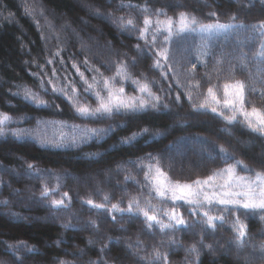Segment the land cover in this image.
<instances>
[{
  "label": "trees",
  "instance_id": "1",
  "mask_svg": "<svg viewBox=\"0 0 264 264\" xmlns=\"http://www.w3.org/2000/svg\"><path fill=\"white\" fill-rule=\"evenodd\" d=\"M85 5L94 11L88 12ZM26 6L35 9V17L25 12ZM157 10L161 15H156ZM181 12L201 23L245 27L211 34L174 33L164 45L167 33H158L155 21L172 17L178 28ZM213 12L217 15L211 16ZM146 16L153 23L145 39H140ZM121 17L132 19L134 28L121 29ZM261 24L264 0H0V113L11 118L0 135V264H59L62 260L67 264H153L154 251L166 254L168 264H264L259 247L264 244L261 214L224 212L223 224L219 221L214 229L206 228L202 216L191 214L192 205L182 200L174 204L170 194H156L151 179L154 168L145 178L148 166L158 165L172 183L206 179L234 162L225 160L221 146L252 173L264 171V136L252 133L243 116L237 114L229 125L222 115L211 112L217 105L210 97L207 110L192 108L212 87L221 101L218 112L231 115L222 107L224 85L239 80L246 86L245 110L264 111ZM162 45L169 49L171 59L161 60L162 67H156L155 52ZM241 54L245 59L241 60ZM120 63L127 65L131 78L118 79L116 86H123L131 97L142 95L133 80L147 83L160 97L156 108L102 119L81 117L62 93L52 91L55 85L71 95L75 86L80 102L95 107V96L84 92L86 85L73 64L92 82L93 76L97 80L101 74L112 77ZM25 88L37 93L46 106L26 100ZM86 128L111 130L81 140ZM143 129L148 131L132 143H122ZM194 139L206 141L207 155L199 164L195 143L188 146L185 156L184 151L176 153L179 141ZM252 173L237 168L238 175ZM45 187L50 194L42 198ZM64 193L68 194L67 207L52 208L51 202L62 199ZM133 198L176 207L188 226L162 232L156 226L148 228L141 215L109 213L86 203L91 199L106 208L112 204L123 208ZM235 216L246 226L242 250L228 244L235 235ZM173 239L177 243L171 245ZM201 239L212 248L200 244ZM193 244L200 250L198 258L188 252ZM247 255L251 258L246 260Z\"/></svg>",
  "mask_w": 264,
  "mask_h": 264
},
{
  "label": "snow or ice",
  "instance_id": "2",
  "mask_svg": "<svg viewBox=\"0 0 264 264\" xmlns=\"http://www.w3.org/2000/svg\"><path fill=\"white\" fill-rule=\"evenodd\" d=\"M25 12L33 17H35V9L26 6ZM156 15H161V12L157 10ZM211 16L217 15V13H210ZM144 28L140 29V39H145V35L148 32L149 26L153 21L147 16L144 18ZM156 31L160 34L167 33L163 44H169L172 41L174 33L176 35H183L187 32H200L204 34H211L213 32H227L229 29L233 28H244L245 25H233V24H223V23H201L195 16H189L185 12L179 13V27H174V20L172 17H167L165 20L157 19ZM119 27L121 29L134 28V21L132 19L124 20L123 17L119 18ZM254 28L257 26H253ZM258 27L264 28V24L259 25ZM261 35H264V32H261ZM152 46H156V37H153ZM139 45L137 48L139 49ZM264 52V48L261 49ZM59 53H57L58 55ZM155 55L159 58L155 61L156 67H162L161 60L165 62H170V52L169 49L163 45L159 50L155 52ZM245 59L244 55L241 54V60ZM48 63H52L51 60ZM87 63V61H85ZM134 63V62H133ZM219 63V61H218ZM73 67L76 68L77 73L80 75L81 80L84 82L86 87L84 88L85 93H92L96 99V106L91 107L86 103H81L79 99V93L75 86L71 87V95L68 94L65 88L57 89L53 85V92L62 93L72 104V107L75 110V113L81 117H93L97 119H102L105 117L112 116L113 114L119 113H135L138 111H144L147 108H156L159 104L160 97L155 95L147 83H141L138 80H133V83L137 85V91L141 93V96H127L125 93V88L123 86L117 87V80L127 81L130 79V73L127 71V65L120 63L117 65L116 72L112 77H104L101 74L102 79L97 80L95 76L92 77V82H89L84 74L79 71V68L75 64ZM196 67V64H193V69ZM169 71H173L171 67L168 68ZM98 72L99 69H96ZM53 75H55V70H53ZM52 83V81H49ZM43 87V84H41ZM195 87H199L197 83ZM232 90L231 92L229 90ZM245 91L246 86L244 82L237 80L233 84L224 85V95L225 99L223 100L222 107L227 108L232 114L224 115L222 111L218 112V107L221 106V101L217 99L216 94L213 92V88L209 87L207 90V97L199 104H192V108L195 111L207 110L209 107L208 97L211 98V102L217 106L211 107V112L214 114L222 115L223 119L229 124H233L237 120V114L243 116L244 122L247 125V128L252 132L264 136V111L253 107L250 111L245 110ZM146 94V95H144ZM231 97V98H229ZM24 98L30 102L35 103L37 106H46L47 102L41 99V97L32 92L30 89H24ZM189 100L192 99L191 93H188ZM180 97H177L179 100ZM58 107V106H57ZM167 107V105H165ZM11 118L7 114L0 113V135H3L6 130V124ZM111 129H95V128H86L84 129L83 136L81 140H84L88 137L101 136L106 134L107 131ZM147 129H143L139 133H133L130 137L126 138L122 143H132L137 136L141 135L143 132H147ZM13 135H21V133H13ZM76 143L74 138L72 141ZM220 153L223 154L225 160H233L234 162L228 164L224 169L209 175L206 179H197L191 184H181L179 182L172 183L167 181V177L164 172L161 171L160 167L149 165V172L145 173V178H149V173L155 170V176L152 177L153 188L156 194L159 197H165L170 194V199L175 204L176 201H185L189 205H194L192 215H197L196 209H204L205 205L208 206L206 210H203L200 213L205 219L203 224L206 228L215 227V222L220 221L221 224L224 222V216L221 215H211V208L213 206H220L219 211L221 213H237L243 210L245 216L249 214H261V219L264 220V171H255L253 175L241 176L237 174V168L240 167L242 170H245L249 173L253 172V169L249 168L247 164H244L243 161L235 160V158L228 154L227 150L221 146ZM152 159V157H149ZM29 169L33 168V165H28ZM125 179H129L126 177ZM50 194V191L47 187L42 191V198H46ZM68 194L64 193V197H67ZM105 200H108V197L105 196ZM7 203L6 201L4 202ZM87 205L92 208L99 210H106L109 213H124L125 211L130 215H143L145 220L148 222V228H153L156 225H159L160 230L163 232L165 229H178L181 227H187V222L179 214L175 207L169 210H163V215L167 217L168 222L165 223L159 216L156 214L157 209L154 205L148 202L149 207L152 210L150 214L148 208L141 207L139 202L133 198L129 201V206L127 209H122L118 204H112L111 208H106L105 204H95L91 199L86 201ZM51 206L54 209L66 208L65 200L58 199L51 202ZM135 209V211H134ZM113 220L115 216L113 215ZM91 224H95V221H90ZM70 227V225H65ZM232 231L235 233L233 240L228 242L229 246L235 244V247L238 250H242L246 246V226L240 220L239 216L233 222ZM91 243V241H89ZM171 245L176 244L177 242L173 239L170 240ZM203 245V239L199 242ZM206 248L211 249L212 245H203ZM27 247V245H24ZM260 251L262 253V258H264V244H261ZM30 251L32 249H29ZM103 251V249H102ZM188 252L190 254H195L197 258L199 257L200 250L193 244ZM247 260V257L245 258ZM151 260L153 264L163 261V264H168V256L165 254L161 256L159 251H154ZM59 264H67L66 261H60ZM91 264H96V262H91Z\"/></svg>",
  "mask_w": 264,
  "mask_h": 264
},
{
  "label": "rangeland",
  "instance_id": "3",
  "mask_svg": "<svg viewBox=\"0 0 264 264\" xmlns=\"http://www.w3.org/2000/svg\"><path fill=\"white\" fill-rule=\"evenodd\" d=\"M85 9L86 10H88V12H93L94 11V9L90 6V5H85ZM95 30V32L96 33H100V31H99V29L98 28H95L94 29ZM93 38V37H92ZM106 49L107 50H110L111 48H110V46L109 45H107L106 46ZM230 92L232 91L231 89L229 90ZM229 98H231V97H229ZM249 111V110H248ZM185 140H187V139H185ZM184 140V141H185ZM210 141V140H209ZM193 143H195V147H196V163H200V161H201V159H202V157L204 156V155H207V151H206V141H204V140H201V139H194V141H191V140H188L187 142H184V144L183 143H181L180 141L178 142V146H176V153H177V155H181L182 153H183V151H184V156L186 155V152H187V149H188V146L189 145H191V144H193ZM243 144H246V141L244 140L243 142H242ZM200 155H202L201 157H200ZM189 165H187V167H188ZM254 173H252V174H250V175H253ZM241 176H249V175H241ZM107 177V174H105V178ZM188 184H190V183H188ZM63 196V199L64 200H66L67 199V197H64V195H62ZM139 204H140V206L141 207H146V208H148V210H149V212H150V214H152V210H151V208L149 207V204H148V202H139ZM151 205H154L155 206V208L157 209V212H156V214L159 216V218L160 219H162L165 223H167L168 222V219H167V217L166 216H164L163 215V210H169V211H171V209L173 208V207H164V206H161V205H156V204H152V203H150ZM128 206H129V202L125 205V207H123L122 209H127L128 208ZM195 206L194 205H192L190 208H189V210L191 211V213H192V211H193V208H194ZM109 208H111V206L109 207ZM121 208V207H120ZM176 208V207H175ZM208 208V206L207 205H205V207H204V209H199V208H197L196 209V211H197V215H193L194 217H196V216H198V214L200 215V216H202L200 213H202V211L203 210H206ZM176 210L179 212V214L183 217V215H182V212L179 210V209H177L176 208ZM134 211H135V209H134ZM126 212V211H125ZM210 214L211 215H214V216H216V215H221L222 213L218 210V208L217 207H215V206H213L212 208H211V212H210ZM141 216L143 217V215L141 214ZM203 217V216H202ZM236 217L237 216H235V217H233V221L236 219ZM144 218V217H143ZM184 219H185V217H183ZM204 218V217H203ZM145 219V218H144ZM205 219V218H204ZM146 221V220H145ZM185 221H186V219H185ZM147 222V221H146ZM216 222H219V221H216ZM148 223V222H147ZM156 227H159V225H156ZM247 258H251V255H247Z\"/></svg>",
  "mask_w": 264,
  "mask_h": 264
}]
</instances>
